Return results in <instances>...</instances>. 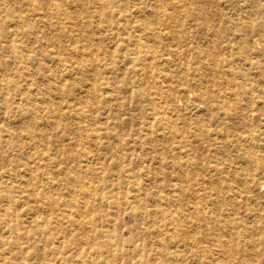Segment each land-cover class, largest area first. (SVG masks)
I'll list each match as a JSON object with an SVG mask.
<instances>
[{"label":"rangeland","instance_id":"rangeland-1","mask_svg":"<svg viewBox=\"0 0 264 264\" xmlns=\"http://www.w3.org/2000/svg\"><path fill=\"white\" fill-rule=\"evenodd\" d=\"M191 3L0 0V77L15 83L0 97V191L11 199L0 200V219L18 223L20 232L35 231L27 251L0 250V264H212L210 255L195 251L196 243L208 248L215 238L228 239L217 222L205 221L207 211L218 217L228 197L215 182L235 169L245 178L252 169L240 158L248 148L243 143L223 147L213 162L206 150L217 124L233 127L229 134L247 129L241 119H222L218 112L213 122L195 94L198 87L187 81L196 77L193 67L201 78L211 65L194 59L190 44L205 50L207 59L233 44L207 37L208 26L194 20L198 9L214 13L218 2ZM226 5L220 1L225 13L247 15V2ZM172 14L180 15L182 29L172 26ZM225 29L232 32L212 30L220 35ZM232 50L236 55L242 49ZM231 58H225L216 75L221 85L214 89L236 97L245 78L262 75H249L243 60ZM253 109L264 112L262 101L248 107L256 117L260 112ZM196 118L210 141L188 133L198 126ZM254 122L263 126L264 117ZM263 132L258 130L261 145ZM187 160L192 165L181 169ZM215 162L224 172L210 178L213 172L204 170ZM195 177L198 182L191 183ZM255 182L253 192L237 199L236 217L246 222H257L264 208V175ZM170 213L180 220L164 221Z\"/></svg>","mask_w":264,"mask_h":264},{"label":"bare ground","instance_id":"bare-ground-1","mask_svg":"<svg viewBox=\"0 0 264 264\" xmlns=\"http://www.w3.org/2000/svg\"><path fill=\"white\" fill-rule=\"evenodd\" d=\"M178 1L182 3V6H185L186 4L192 5L191 0ZM210 1L212 3L218 2L216 4L214 13L209 12L206 8H202L201 10L198 9L196 13L197 15L194 16V20L204 26H208L209 31L208 35H206L207 37H224L226 39H229V41H231L230 43L233 44L230 45V49H222V46L217 54L210 53L208 55L209 59H207L206 57H202V53H207L205 50L203 51L202 49H199V51H195V46H193V44H190V52H195L193 58L203 63H205V61H208L212 66L210 65V72L204 74L201 78L200 73L197 72V70L199 69L193 67V69L196 71V77L188 79L187 81L188 83L191 82L192 86L194 85L198 87L195 94L198 93L200 95V102L204 103V111L206 115L209 116V118L212 119V115L218 112L219 117L222 119H241L242 121L240 122L245 125V128L247 129L245 132H234L232 134H229V130L233 129V127L228 126V124H217L220 126L219 129L218 126H214L212 133L214 138H210L212 140V144H208L206 146V150L209 154L210 160L212 162L215 161L216 154L222 151L223 147L236 145L237 143H243L244 145L248 146V148H246L245 153L242 154L240 158L244 159L245 163H247V166H251L250 170H252H249L250 173H248L245 178H242V176L238 174L235 175L237 169L234 170V175L232 176H227L223 179L217 178V181L215 182V188L219 192L225 189V193L228 195L227 198L225 197V203H220L221 206L225 208L223 211H220L218 217L216 216L215 218H211V215L208 211L204 213V216L205 221H207L208 223L212 221L217 222L219 231L223 232L228 239H223L221 236L220 238H215L214 242L210 246H208V248H206V246L204 245H201L200 243H196L195 253H200L201 250L205 253L204 255H207V257H209L210 255V257H212V264H230L231 260L229 261L228 258L234 260V263L237 264H250L246 261L251 256H255L259 259L258 262L254 264H264V208L262 210H259L256 214L257 222L256 220L246 222L243 217H236V215L240 214L239 211L241 207L238 204L237 199L244 198L242 195L253 192L254 187L260 183L255 182L256 178L264 175V145L260 144V135L258 133V130H261V132L264 131V124L263 126H260L259 124H256L254 122L256 121V119L261 120L264 117V112L253 109V112H260L259 115L255 117L253 116V114H251L250 111H247L250 102L255 103L256 101H262V105L264 106V62H262V60H264V0H225L227 4L226 6L229 7V5H232V8L238 7L239 3L242 1L247 2V7L244 9V11L243 9L241 10L247 13L245 17L236 15L239 10L231 9L230 13L223 12L220 9L221 0ZM188 13H192V11L189 10ZM169 18L173 22V27L178 30L182 29V21L180 20V15L172 14L171 16H169ZM216 26H218L217 28L220 29H224L225 27H227L232 32L229 34V31L225 29V31L221 32L220 35L219 33L216 34L215 31L212 30L217 29ZM181 33L184 35L183 32ZM258 33H261L259 37L256 36ZM182 34L178 35V38H181ZM227 34H229L228 37H225ZM251 34L254 35L255 38L249 43L248 37ZM213 40L215 42V38ZM231 48L242 50L234 55V52ZM249 54H255L257 60L247 56ZM229 56L232 57L230 61H234L235 59L233 58L243 60L245 65H247L248 67L249 75L251 70H256L259 72V74L262 75V80H256L255 78H245V84H239L237 88L238 91L233 94L236 97H227L224 94L222 88L220 90L214 89L215 87L219 88L221 85V82H218L216 75L218 74L219 69L222 66L224 67L225 58ZM230 69L231 71H234L232 66H230ZM243 75L248 76L246 72ZM14 85L15 83L13 79H4L0 77V97H4L5 95L9 94ZM257 91H262L263 93H261V95H256L255 93H257ZM199 92H201L202 95ZM246 96L248 102L246 104H243ZM240 109H242V111H240ZM163 120L166 121V125H169V123L171 122L170 118H168L167 121V116H165ZM195 121L198 126H196L195 129L191 130L188 133L196 137L199 136L208 139L209 132H207V130L205 131L202 127L203 121L201 120V118H196ZM208 126L211 130L213 124L210 122V124L208 123ZM210 139H208V141H210ZM213 140L216 141V143ZM254 149L255 153L260 152V154L256 155V153L255 156ZM192 150H194V146L190 145V151ZM177 153L180 152L178 151ZM191 165V160H187L180 163L179 167L183 169L184 167H189ZM219 165V162H215V164H209L204 171L207 170V172L209 173L213 172V174L210 173V178H213L224 172V167H220ZM26 174H28V178L31 177V168L26 169ZM233 181L235 183L234 185ZM190 182L195 184L198 182V180H196L195 177L191 178ZM4 191L5 190H3V192ZM0 194V200H8V202H11V199H6L9 198V193L7 190L4 193L0 191ZM219 202L220 200L218 199V202L214 204L217 205ZM244 206H246V204H244ZM193 209L196 210L197 208L194 207ZM163 220L177 222L180 219L177 214L173 216L170 213L169 216L165 214ZM185 223L192 228L199 227L197 221L188 222V220L185 219ZM0 225H2V227L4 228L3 230L0 229V236L2 238V240H0V250L11 247L17 252H24L31 247L32 241L35 236V231L33 229L26 232H20L18 223H12L10 220H7L5 218L0 219ZM189 237L195 236L191 235ZM189 237L180 236V239L182 238L184 241H186V239H188ZM196 240L197 238L195 237V241ZM212 247L215 249H213ZM213 250H215L219 254L214 256L216 252H214ZM204 260L207 263L206 258ZM142 264H147V262H144Z\"/></svg>","mask_w":264,"mask_h":264}]
</instances>
